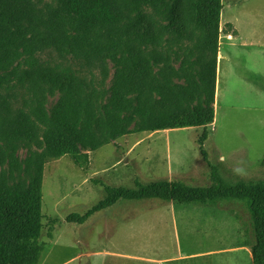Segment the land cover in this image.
I'll list each match as a JSON object with an SVG mask.
<instances>
[{"label": "trees", "instance_id": "trees-1", "mask_svg": "<svg viewBox=\"0 0 264 264\" xmlns=\"http://www.w3.org/2000/svg\"><path fill=\"white\" fill-rule=\"evenodd\" d=\"M222 7L223 0H0V86L14 74L24 94L16 108L17 93L0 92V167L9 162L4 141L26 140L40 150L29 159L33 174L27 186L10 185L0 173V264H38L42 258V190L50 160L70 155L88 164L82 148L94 151L134 132L200 126L206 158L207 127L216 117ZM45 51L72 55L81 68L16 66L1 75L24 55ZM110 60L118 67L107 102ZM56 93L62 98L51 114L48 98ZM104 186L103 199L66 220L84 224L123 199L242 202L250 216L243 232L253 237L252 263L264 264V182L231 183L213 167L207 186L181 180ZM49 221L53 238L57 221Z\"/></svg>", "mask_w": 264, "mask_h": 264}, {"label": "rangeland", "instance_id": "rangeland-1", "mask_svg": "<svg viewBox=\"0 0 264 264\" xmlns=\"http://www.w3.org/2000/svg\"><path fill=\"white\" fill-rule=\"evenodd\" d=\"M228 23L245 40L224 46L232 60L217 70L216 117L207 127L206 158L199 144L204 132L200 126L134 132L94 151L82 148L89 154L88 164L76 163L70 155L50 160L42 190L41 240L46 248L38 264H253V237L243 232L250 228V216L242 202L201 205L123 199L84 224L66 220L72 213H86L103 199L104 185L136 188L137 181L181 180L207 186L213 167L231 183L264 182V0H223L220 32ZM49 65L81 68L72 55L45 51L34 58L24 55L1 75L16 66ZM108 65L107 102L118 67L112 60ZM93 73L99 75L96 69ZM7 78L0 92H16L14 106L22 107L24 94L17 77ZM61 98L60 93L49 96L51 114ZM4 145L9 162L0 167V173L10 185L27 186L33 174L29 159L40 150L26 140L4 141ZM52 218L57 222L50 238Z\"/></svg>", "mask_w": 264, "mask_h": 264}, {"label": "crops", "instance_id": "crops-1", "mask_svg": "<svg viewBox=\"0 0 264 264\" xmlns=\"http://www.w3.org/2000/svg\"><path fill=\"white\" fill-rule=\"evenodd\" d=\"M235 29L237 30L235 26L228 23L225 27H223V29L220 32L219 53H218V60H217L218 72H219V65L221 68L224 61L229 63L232 60L231 54L226 52V49H224V46L234 47L238 44L237 42H235V40H238L240 44L243 40H245V38L243 37L241 33L236 34Z\"/></svg>", "mask_w": 264, "mask_h": 264}]
</instances>
